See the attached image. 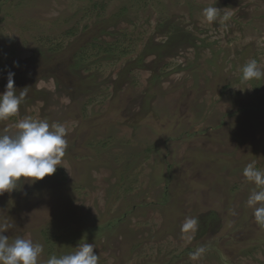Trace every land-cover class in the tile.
Masks as SVG:
<instances>
[{
	"label": "rangeland",
	"instance_id": "obj_1",
	"mask_svg": "<svg viewBox=\"0 0 264 264\" xmlns=\"http://www.w3.org/2000/svg\"><path fill=\"white\" fill-rule=\"evenodd\" d=\"M251 59L264 72V0H0V93L10 71L17 94L28 87L0 133L30 117L67 140L53 175L0 195L4 235L43 245L38 264L80 242L98 264H264L243 175L264 172Z\"/></svg>",
	"mask_w": 264,
	"mask_h": 264
},
{
	"label": "clouds",
	"instance_id": "obj_2",
	"mask_svg": "<svg viewBox=\"0 0 264 264\" xmlns=\"http://www.w3.org/2000/svg\"><path fill=\"white\" fill-rule=\"evenodd\" d=\"M220 9L205 7L202 16L212 23L219 17ZM228 19L225 13L221 22ZM242 81L260 79L264 72L255 59L245 63L241 69ZM14 73L7 76L6 90L0 93V120L8 119L18 113L21 103L28 94V87L16 93ZM18 131L13 134L0 133V195L11 192L21 179L39 181L51 176L62 165V157L67 147L66 128L59 123L49 124L47 120L24 118L16 125ZM243 175L249 182H254V189L246 206L253 208L255 221L264 226V172L260 171L255 161L248 163ZM197 219L186 218L181 225L182 233L194 231ZM11 225L0 223V264H38L43 252V245L30 239L17 237L10 242L4 235ZM84 241V240H82ZM94 244L80 242L75 252L60 257L52 255L46 264H98L99 256L94 253ZM205 247H198L191 252L190 259L196 260L205 253Z\"/></svg>",
	"mask_w": 264,
	"mask_h": 264
},
{
	"label": "trees",
	"instance_id": "obj_3",
	"mask_svg": "<svg viewBox=\"0 0 264 264\" xmlns=\"http://www.w3.org/2000/svg\"><path fill=\"white\" fill-rule=\"evenodd\" d=\"M140 62V61H139ZM136 63H138V62H135L134 64H133V66L136 64ZM130 69H132V65H129L128 66ZM96 149V148H95ZM97 149H99V147L97 148ZM83 150V149H82ZM100 150V149H99ZM90 152H91V155H96L97 154V150H93V151H91L90 150ZM129 166H130V164H128V163H123V165L121 166V168H120V171L122 172V171H124V170H128L129 169ZM30 205V204H29ZM31 210H29L28 211V213L30 212ZM40 215V214H39ZM39 215H37V216H39ZM36 216V214L35 213H33L31 216H30V218H32V217H37ZM41 217V216H40ZM38 220H41V218H38ZM198 248V246H197V244H195V250Z\"/></svg>",
	"mask_w": 264,
	"mask_h": 264
}]
</instances>
